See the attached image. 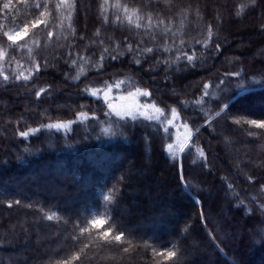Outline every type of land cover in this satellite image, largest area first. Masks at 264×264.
Returning a JSON list of instances; mask_svg holds the SVG:
<instances>
[{
    "label": "trees",
    "instance_id": "1",
    "mask_svg": "<svg viewBox=\"0 0 264 264\" xmlns=\"http://www.w3.org/2000/svg\"><path fill=\"white\" fill-rule=\"evenodd\" d=\"M125 95L160 111L121 113ZM248 119L264 120V0H0V264H264Z\"/></svg>",
    "mask_w": 264,
    "mask_h": 264
},
{
    "label": "snow or ice",
    "instance_id": "2",
    "mask_svg": "<svg viewBox=\"0 0 264 264\" xmlns=\"http://www.w3.org/2000/svg\"><path fill=\"white\" fill-rule=\"evenodd\" d=\"M64 2H65V0H61V3H64ZM252 4L253 5L255 4V0H252ZM59 6L60 5H57V7H59ZM34 7L36 9H40L42 7H48V5L46 3L45 4L36 3L34 5ZM3 8L5 10L9 9L10 8V3L3 4ZM41 15H43V13H41ZM117 20H119V17H117ZM43 23H45V21L37 20L35 23L32 24V27L33 28H37L40 24H43ZM209 32H211V29H209ZM27 34H28V27L27 26H25V28H24L22 33L21 32H17L15 35H9L7 32L4 33V35L7 37V39L13 43V45H15L16 42L19 39H22L23 36L27 35ZM48 35L52 36V33L49 32ZM209 40H211V35H209ZM217 47H219V46H217ZM105 51H107V49ZM129 51L130 52L132 51L131 45H129ZM146 51L148 53H151L153 50L151 48H149ZM117 58L118 57L116 55L112 56L113 60H115ZM187 60L189 62H191L193 60V57L192 56H187ZM139 62H140L139 60L136 61V63H139ZM39 70H40L39 66H37L36 71L39 72ZM4 79L7 81L8 77L5 76ZM17 79H19V77H17ZM27 79H28V77H25V80H27ZM221 83H223V81H221ZM208 87H209L208 84L204 85V89H208ZM45 91H46V89H44V88H41L39 91H37L36 92L37 98H39ZM144 95H148V93H144ZM157 111H160V110L157 109ZM221 111H223V109H221ZM173 113H175V109H173ZM234 123H236L238 125L240 123V119H238V118L235 119ZM246 123L248 124V126L250 128H255V129H258V130H264V120L248 119L246 121ZM48 127L59 128V127H61V125H48ZM27 135H29L28 132H21L20 133L21 137H24V136H27ZM168 147L171 148V145H169ZM200 154L203 156L204 155L203 151H201ZM105 199H108V198L105 197ZM17 203H19V201H17ZM48 219H51V217H48ZM90 223H91L93 228L99 229L101 226H103L106 223V221H104V220H93V221H90ZM81 231H84V229H82ZM109 234H110V230L106 231V232H103L102 237H107V236H109ZM123 236H124V234L120 233V234L115 235L113 239H114V241L119 242L120 240L123 239ZM157 256L162 258V264H167V261H170L172 258H174L176 256V252H174V251L158 252ZM73 259H79V257H73ZM64 264H71V261H65Z\"/></svg>",
    "mask_w": 264,
    "mask_h": 264
},
{
    "label": "rangeland",
    "instance_id": "3",
    "mask_svg": "<svg viewBox=\"0 0 264 264\" xmlns=\"http://www.w3.org/2000/svg\"><path fill=\"white\" fill-rule=\"evenodd\" d=\"M17 32L22 33L23 30H21L19 28H12V29H9L7 31V33L9 35H15ZM112 106L116 107L117 110H119L121 113L137 112L139 115H144L141 117H144V118L146 117V119H148V117H147L148 114H151V113L156 114L159 112V111H157L156 108H154L151 105H148V104L140 105L139 103H137L134 100V98L131 95H125V96L119 97L117 102L115 104H112ZM174 127L176 129L175 133H177V137L180 136L181 139H185V138L190 137L189 133H191V132L189 131L187 126L182 125L180 127L178 124H175ZM228 155L230 158H233V156H234V154L230 150L228 151ZM54 175L57 176L56 178H58V179L60 178L56 172L54 173Z\"/></svg>",
    "mask_w": 264,
    "mask_h": 264
},
{
    "label": "water",
    "instance_id": "4",
    "mask_svg": "<svg viewBox=\"0 0 264 264\" xmlns=\"http://www.w3.org/2000/svg\"><path fill=\"white\" fill-rule=\"evenodd\" d=\"M247 91H249V90H243V91H241V92H239V93H237L236 95H234L231 99H229V101L221 108V109H225L228 105H229V103L231 102V101H233L237 96H239L240 94H242V93H245V92H247ZM221 109L216 113V114H214L212 117H210L208 120H206L204 123H202L199 127H197V129L196 130H198L199 128H201L202 126H204L209 120H211L213 117H215L217 114H219L220 112H222L221 111ZM194 133V132H193ZM188 141V140H187ZM186 141V142H187ZM186 142L184 143V144H186ZM183 147V146H182Z\"/></svg>",
    "mask_w": 264,
    "mask_h": 264
}]
</instances>
